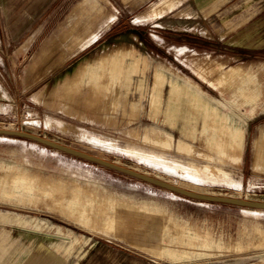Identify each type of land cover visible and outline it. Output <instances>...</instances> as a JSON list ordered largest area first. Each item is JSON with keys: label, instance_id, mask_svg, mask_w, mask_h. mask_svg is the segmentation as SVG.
I'll return each instance as SVG.
<instances>
[{"label": "rangeland", "instance_id": "374dc122", "mask_svg": "<svg viewBox=\"0 0 264 264\" xmlns=\"http://www.w3.org/2000/svg\"><path fill=\"white\" fill-rule=\"evenodd\" d=\"M85 1L67 0L57 18L36 20L30 28L41 34L17 40L0 35L3 42L15 43L10 51L0 47V129L38 135L194 192L264 202V169L256 167L260 150L254 143L264 131V107L247 118L243 147L232 157L219 153L230 151L224 141L210 139L250 108L243 98L233 100L236 84L220 83L218 65H242L264 79V48L255 49L260 45L251 35L231 41L244 50L209 33L197 35L194 20L186 17L194 14L193 0H180L158 16L150 11L162 0H103L99 14L85 11ZM92 14L101 21L89 22ZM2 26L0 17V31ZM94 32L97 37L80 50ZM47 44L52 48L42 54ZM117 47L128 55L100 68L93 107L66 113L75 100L79 108L77 99L92 93L95 84L89 76L69 90L57 83L81 59ZM158 65L164 66L166 79L154 90L155 99ZM171 77L184 87H200L229 119L213 122L195 114L192 130L181 131L188 104L183 91L172 90ZM164 162L184 165L196 183L166 173ZM53 223L117 236L164 264H264V210L192 199L45 145L0 135V232L49 233Z\"/></svg>", "mask_w": 264, "mask_h": 264}, {"label": "crops", "instance_id": "0c3cea01", "mask_svg": "<svg viewBox=\"0 0 264 264\" xmlns=\"http://www.w3.org/2000/svg\"><path fill=\"white\" fill-rule=\"evenodd\" d=\"M191 0H185L189 2ZM67 0H0V17L2 18V29L0 35H8V39L17 40L21 35L27 33L37 35L41 30L31 29L30 27L39 19L57 18ZM103 0H86L82 8L89 12L103 11ZM180 0H162L155 4L150 11L152 16L162 15L165 11L174 8ZM194 14L186 16L194 20L196 34L205 36L206 33L214 35L218 40L227 45L236 46L231 41L240 40L239 36H252L256 41L255 49L264 48V0H193ZM65 4V3H64ZM92 14L89 16V22L97 23L101 21L100 15ZM149 17V16H145ZM112 20L109 21V24ZM207 26L210 30L206 29ZM191 31V30H186ZM64 33L61 32L62 36ZM233 36V37H231ZM97 33L94 32L84 39L79 49L89 45ZM232 38V40L230 39ZM61 38V37H59ZM213 38V36H212ZM239 38V39H237ZM35 40V38H33ZM0 38V47L2 50H11L15 43L10 41L3 42ZM249 41L244 39L243 43ZM27 44V43H26ZM263 45V46H262ZM239 49H245L246 46L237 45ZM52 46L47 44L42 54L47 53ZM20 48H17L19 50ZM29 48L26 47L27 51ZM72 52L70 55H74ZM121 47L104 49L91 57L81 59L73 71L64 76L56 85L62 89H72L78 83L89 81L95 85L89 95L78 98L77 103H73L69 108L64 109L68 114H80L83 110L91 109L99 97L100 85L98 82V71L108 63H117L126 57ZM220 73L218 80L221 84H236L232 91L233 100L244 99V103L249 105V111L246 116H240L230 123H226L222 128V135L210 136L213 141H224L230 151H220L221 155L232 157L235 151L241 150L245 137V125L247 118L253 117L257 111L264 107V79L255 75L251 69L244 68L242 65H234L224 69L222 64L218 65ZM156 84L153 87L151 98H157L154 90L164 83L166 79L163 65L155 68ZM4 77V76H2ZM4 79V78H3ZM173 91H183L185 102L188 108L185 109L186 124L181 131L192 130L190 126L193 115L204 116V119L211 121L228 120V114L221 111L219 106L212 105L205 96L206 92L197 87H184L177 78L168 79ZM5 97L9 94L3 91ZM211 98V97H210ZM221 102L216 99H212ZM221 104H224L221 102ZM225 105V104H224ZM209 131L208 124L203 122V133ZM223 139V140H222ZM260 150V158L256 164L258 169H264V131L260 137L254 141ZM189 144V143H187ZM198 173V172H196ZM195 192H198L197 190ZM2 220L4 217H1ZM164 264L156 261L153 257L142 254L120 242L119 237L103 235L82 229L76 224H52V230L49 233L35 232L27 234L24 230L15 229L0 232V264Z\"/></svg>", "mask_w": 264, "mask_h": 264}, {"label": "water", "instance_id": "95a60500", "mask_svg": "<svg viewBox=\"0 0 264 264\" xmlns=\"http://www.w3.org/2000/svg\"><path fill=\"white\" fill-rule=\"evenodd\" d=\"M0 135L12 136V137H18V138L30 140V141L45 145L47 147H50L52 149L64 152L66 154L100 164L102 166H105L107 168L113 169L118 172H122L124 174L140 179L144 182L150 183L152 185L161 187L163 189L178 193L180 195H183V196H186L192 199H196L200 201H207V202H215V203H225V204H230V205H235V206L250 208V209H256V210H264V202L232 198V197H224V196H215V195L194 192V191L176 186L174 184H171L159 178L152 177L148 174H144L136 170H132L130 168L118 165L116 163L106 161L102 158L93 156L86 152L71 148L69 146L57 143L55 141L46 139L38 135L31 134L28 132L10 130V129H0Z\"/></svg>", "mask_w": 264, "mask_h": 264}, {"label": "bare ground", "instance_id": "6f19581e", "mask_svg": "<svg viewBox=\"0 0 264 264\" xmlns=\"http://www.w3.org/2000/svg\"><path fill=\"white\" fill-rule=\"evenodd\" d=\"M2 108V106H1ZM48 124V123H47ZM49 125V124H48ZM35 126V125H34ZM52 128V127H51ZM49 129V128H48ZM61 129V128H60ZM168 141L171 142V138L168 139ZM92 143H94L95 145H99L102 146L104 149H116L117 147L114 144H111L109 142H100V141H93ZM182 146H184V144H182ZM111 151V150H110ZM162 164V163H161ZM164 171L172 176L178 177L179 179L190 183H196L197 178L196 176L193 174V172L186 170L184 165L181 164H177V165H172L168 162H164ZM159 167V166H157ZM198 169V168H197ZM196 169V170H197ZM199 173V170H198ZM180 187V186H179ZM145 212V211H144ZM264 232V231H263ZM131 263V262H130ZM132 264V263H131ZM139 264V263H138Z\"/></svg>", "mask_w": 264, "mask_h": 264}]
</instances>
